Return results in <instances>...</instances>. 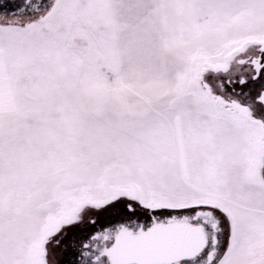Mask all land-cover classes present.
Instances as JSON below:
<instances>
[{
  "label": "snow or ice",
  "instance_id": "6c2138e0",
  "mask_svg": "<svg viewBox=\"0 0 264 264\" xmlns=\"http://www.w3.org/2000/svg\"><path fill=\"white\" fill-rule=\"evenodd\" d=\"M0 264H264V0H0Z\"/></svg>",
  "mask_w": 264,
  "mask_h": 264
}]
</instances>
